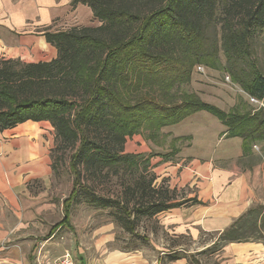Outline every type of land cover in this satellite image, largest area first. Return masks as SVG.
I'll return each instance as SVG.
<instances>
[{
  "label": "trees",
  "instance_id": "1",
  "mask_svg": "<svg viewBox=\"0 0 264 264\" xmlns=\"http://www.w3.org/2000/svg\"><path fill=\"white\" fill-rule=\"evenodd\" d=\"M77 4L87 6L99 26L45 29L42 36L56 49L55 59L0 58V131L27 121L49 122L51 154L70 153L73 180L62 223H69L72 205L83 198L94 208L110 209L114 224L145 241L136 231L142 220L200 202L178 200L163 181L156 186L147 171L152 156L124 153L127 138L147 133L150 141L164 139L162 129L204 112L226 128V138L242 140L244 156L252 155L254 145L264 156V74L251 59L255 38L264 32V0H71ZM217 25L219 40L211 34ZM219 50L232 83L262 106L242 103L225 112L182 90L196 66L219 68ZM119 173L122 187L114 198L97 196L81 181ZM244 242H264V206L248 210L208 249L217 253L226 244ZM184 258L197 263L191 255L168 256Z\"/></svg>",
  "mask_w": 264,
  "mask_h": 264
},
{
  "label": "crops",
  "instance_id": "2",
  "mask_svg": "<svg viewBox=\"0 0 264 264\" xmlns=\"http://www.w3.org/2000/svg\"><path fill=\"white\" fill-rule=\"evenodd\" d=\"M57 19L66 22L67 29L56 30L53 23ZM92 19L87 6L73 7L71 0H0V43L4 46L0 56L23 63L49 62L57 52L45 42L43 31L86 27L83 21ZM30 28L39 35L32 31L16 35ZM196 115H205L201 118L206 121L194 127L189 119ZM208 115L197 113L167 127L161 132L164 139L149 144L156 186L163 181L177 191L180 200L195 198L200 202L153 218L159 230L173 239L169 248L161 238L153 242L142 235L144 243L139 239L143 244L132 249L116 240L122 229L113 223L79 225L72 218L74 204L69 223L63 224V202L68 196L57 198L50 191L54 181V130L50 123L27 121L0 131V264H36L40 246L51 260L69 253L81 264H188L186 258L168 259L173 253H187L173 243L175 240L187 237L194 245L201 233L219 236L248 210L264 206V156L260 150L244 156L242 140L226 138V128ZM173 149L177 150L175 155L162 156ZM218 259L223 264H264V242L226 244Z\"/></svg>",
  "mask_w": 264,
  "mask_h": 264
},
{
  "label": "rangeland",
  "instance_id": "3",
  "mask_svg": "<svg viewBox=\"0 0 264 264\" xmlns=\"http://www.w3.org/2000/svg\"><path fill=\"white\" fill-rule=\"evenodd\" d=\"M53 26L57 27L56 30H64L67 29L66 27H68L69 25H67L66 22H64L63 20L57 19L54 20ZM83 26L97 27L99 26V22L93 18L88 22L83 21ZM28 31L34 32L35 33L34 35H39V33H37L35 29L32 30V28L17 31L16 33L18 34L16 35H23ZM12 33L15 34V32ZM211 34L212 36L214 34L216 39L219 40L220 27L217 25V27H215V29L213 30V32H211ZM0 48L2 49L4 48V46H2L1 43H0ZM0 58H4V57L0 56ZM5 59H12V58H5ZM251 59L255 61L259 70L264 74V32L261 31L258 32V35L255 38V41L253 43V51H252ZM215 63H218L219 68L214 69V68L205 67L203 65L196 66L191 74V80L189 84L183 86L182 90L188 92H194L195 94L198 95V97L202 101L214 105L215 107L225 112H228L230 109H232L235 106L238 107V105L242 103H244L247 106V108H256L258 106H261V103L259 102L257 103L251 102L248 96L241 91L239 85L232 83L229 74L226 73L221 68L222 67L221 65L225 63V60L222 51L220 50L217 54V60L215 59ZM201 116H205V115H196L195 117L190 118L189 122L191 123V125L196 127L201 125L202 122H205L206 120L203 117L201 118ZM211 118L217 121L213 117ZM218 124L220 123L218 122ZM145 135H147V133H141L140 135H135L132 138H127L124 145V153L141 154L144 157L154 156L152 153L151 154L148 153V149L150 143L151 144H156V143H152L150 140L146 139ZM169 140L170 138L167 139V142H169ZM184 141H189V140L184 139L183 142ZM181 144L183 143H176V146H180ZM141 146L142 148H139ZM167 146L168 143H166L165 146L163 147L166 148ZM254 146L257 147L258 151L254 149ZM254 146H253V151H255L256 153L259 152L260 145H254ZM140 151L145 153H139ZM69 156L70 153H62L58 151L57 152L55 151L54 153L51 154V161L54 167L52 170V177L54 181L50 186L51 189L50 191H52L54 195H57V198L67 197L72 188L73 179L69 172V167H68ZM140 165L141 167H143L142 166L143 163H141ZM147 171L150 174L153 173L150 164L147 166ZM120 175L121 173H119V175L116 177L110 175V177L107 179L100 178L101 180H97L93 182L90 181V179L84 177L82 178L81 181L85 185L86 184L90 185L97 196L114 198L118 196L119 192L121 191L122 179ZM125 180H129V177L125 178ZM177 198L178 200L181 199L179 194H177ZM110 212L111 210L107 208L106 209L94 208L91 205H89L85 199L80 198L79 201L74 204L72 211V218H73V222H76L79 225L89 227L90 224H92L96 227L103 224L113 223V219L112 216L110 215ZM117 227L120 228L119 226ZM136 231L138 232L139 236L141 237L142 235L145 237L148 236L149 240H152L153 242L158 241V239L160 238L163 239L164 247L169 248V247H173L172 245H174L171 244L172 243L171 240L173 239L169 238L168 235H165L164 232L159 230L157 221L154 219L142 220L136 227ZM137 238L138 237L127 235L123 230L120 233L116 234V240L118 242L122 241L132 249H134L137 243L138 245L144 243V241L142 243V241H139V238L138 239ZM217 239H218V235L216 233H201L199 240L194 245L192 244L193 242L190 240V238L187 237L179 238L175 240V242L173 243H175L177 246H180L181 249L187 252L186 254L180 253L182 255L184 254L186 257H188L189 253L193 252L191 258L192 260L197 262L196 264H223L218 259V255L221 253L222 249L219 250L217 253H211L209 249L202 251L203 250L202 248L206 246L211 247V245L214 242H216Z\"/></svg>",
  "mask_w": 264,
  "mask_h": 264
},
{
  "label": "built area",
  "instance_id": "4",
  "mask_svg": "<svg viewBox=\"0 0 264 264\" xmlns=\"http://www.w3.org/2000/svg\"><path fill=\"white\" fill-rule=\"evenodd\" d=\"M251 102L257 103L256 100L250 99ZM262 106V104H261ZM254 149L257 147L254 146ZM36 264H81L79 261L74 259L69 253H65L63 256L51 260L46 252L43 251V248L40 246L36 252L35 256Z\"/></svg>",
  "mask_w": 264,
  "mask_h": 264
}]
</instances>
